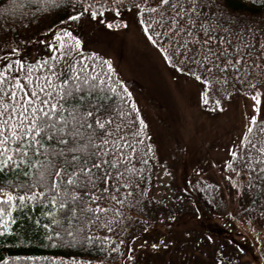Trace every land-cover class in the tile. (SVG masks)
<instances>
[{
	"label": "snow or ice",
	"instance_id": "snow-or-ice-1",
	"mask_svg": "<svg viewBox=\"0 0 264 264\" xmlns=\"http://www.w3.org/2000/svg\"><path fill=\"white\" fill-rule=\"evenodd\" d=\"M129 3L163 60L200 83L205 105L209 92L223 100L238 93L252 101L225 168L235 194L255 205L258 196L264 197V26L258 31L242 26L239 17L231 18L225 0ZM25 6L8 0L0 14L7 17ZM34 6L39 23L60 13L72 21L84 14L95 20L108 10L119 16L126 4L35 0ZM51 36L46 57L26 62L12 43L11 29L0 25V48L7 49L0 55V235L11 231L14 210L31 205L42 208L52 247L65 242L98 247L97 264H143L140 249L176 252L177 241L152 235L157 219L175 217L165 216L167 205L144 187L145 157L154 152L148 146L141 154L144 121L135 131L127 122L125 97L131 93L124 88L121 96L111 62L95 53L85 57L73 32L52 28ZM213 103L212 110H222L221 99ZM129 111L138 112L135 103ZM259 214L264 216V205ZM185 235L191 240V234ZM226 255L222 252L213 264H231Z\"/></svg>",
	"mask_w": 264,
	"mask_h": 264
},
{
	"label": "rangeland",
	"instance_id": "rangeland-1",
	"mask_svg": "<svg viewBox=\"0 0 264 264\" xmlns=\"http://www.w3.org/2000/svg\"><path fill=\"white\" fill-rule=\"evenodd\" d=\"M136 13L135 8H128L117 16L108 10L95 20L84 14L58 29L73 32L84 50L97 52L111 62L146 125L142 144L154 152L148 154V194L167 205L165 216L170 212L175 217L157 219L152 235L168 236L177 241L179 250L153 254L140 249L138 259L143 264H213L223 252L231 264H264V230L237 213L238 196L230 187L225 168L229 151L240 142L243 117L252 101L238 93L223 100L219 93L209 92L205 105L200 83L163 60ZM51 42V34L44 36L20 48V55L26 62L43 58L49 52L46 43ZM215 99H221L222 110H212ZM211 184L218 187L226 203L221 216L198 210L190 199L191 191ZM185 234H191V240ZM137 235L148 238L147 233Z\"/></svg>",
	"mask_w": 264,
	"mask_h": 264
},
{
	"label": "trees",
	"instance_id": "trees-1",
	"mask_svg": "<svg viewBox=\"0 0 264 264\" xmlns=\"http://www.w3.org/2000/svg\"><path fill=\"white\" fill-rule=\"evenodd\" d=\"M19 2L26 6L18 8L15 13L7 17L0 14V25L5 29H11L12 43L19 49L34 44L40 38L50 35L52 28L58 29L69 21L67 15L60 13L58 16H48L37 23L39 13L37 7L34 6L35 0H19ZM124 2L126 7L120 10L132 8L129 0H124ZM7 3L8 0H0V8H3ZM225 8L231 10L232 19L236 17L241 19L242 26L246 24L248 28L256 31L261 26H264V7L261 6V0H225ZM67 11L68 13H72V7L69 6ZM5 51L7 49L0 48V53H4ZM82 53L85 57H89L92 53H95L97 56L106 59L92 50H84L82 48ZM114 79L118 82V88L121 90V96H123V89L126 86L116 72ZM125 99L127 101V104L124 105L125 112L128 114L127 122L133 126L132 130L135 131L141 126L139 122L141 115L136 104L138 112L132 113L129 111L130 105L135 103L132 97H125ZM133 116L136 117L135 120H133ZM126 130L128 129L126 128ZM139 147L141 154L147 152L143 144H140ZM145 158L148 159V156ZM149 170L148 163L145 170L144 183V187L147 190H149L150 185ZM190 199L198 210H205L211 213V215L221 216L224 213V209H227L226 203L221 199L218 187L213 184L201 187L195 193L191 191ZM261 205H264V197L258 196L255 205L249 204L242 197H238L237 213L241 216H246L252 224H257L264 230V216L259 214V207ZM41 212L42 208L40 206L34 208L31 205L23 209L14 210L10 225L11 231L0 235V264L5 260H7V264H73V262L75 264H97L95 258L100 255L98 247L93 248L88 244H70L67 242L52 247L46 239L43 227L48 221ZM30 257L32 259H29ZM37 257L41 259H35ZM45 257L48 259H43Z\"/></svg>",
	"mask_w": 264,
	"mask_h": 264
}]
</instances>
